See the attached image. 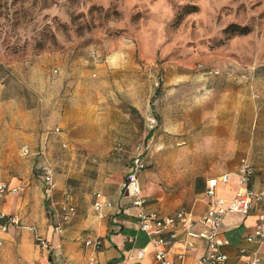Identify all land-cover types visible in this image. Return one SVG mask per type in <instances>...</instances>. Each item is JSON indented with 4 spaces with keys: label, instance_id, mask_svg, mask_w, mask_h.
Returning a JSON list of instances; mask_svg holds the SVG:
<instances>
[{
    "label": "rangeland",
    "instance_id": "obj_1",
    "mask_svg": "<svg viewBox=\"0 0 264 264\" xmlns=\"http://www.w3.org/2000/svg\"><path fill=\"white\" fill-rule=\"evenodd\" d=\"M146 106L156 145L192 147L197 170L247 155L264 176V0H0V182L40 183V133L59 126L45 158L63 196L116 184L136 142H152ZM45 110V128L26 136L21 124ZM211 117L234 154L205 153Z\"/></svg>",
    "mask_w": 264,
    "mask_h": 264
},
{
    "label": "crops",
    "instance_id": "obj_2",
    "mask_svg": "<svg viewBox=\"0 0 264 264\" xmlns=\"http://www.w3.org/2000/svg\"><path fill=\"white\" fill-rule=\"evenodd\" d=\"M43 89L46 91L47 85ZM211 89L208 90L210 93ZM157 94H160V89ZM156 110V107L153 109L145 107V112L150 113L145 118L148 132L144 138L150 135L151 144L139 140L133 149L134 153L137 144H142L145 159L147 160L148 148L151 157L146 162V168L139 175L141 192L145 198L144 208L162 217L171 215L180 208L188 210L193 216H201L211 203V198L205 193L207 180L222 173H228V180L218 182L215 195L226 200L232 198L238 188L237 168L240 158L247 155L232 160L230 164L219 163L220 159L213 166L197 170L193 165L192 147L166 145L161 148L160 145H156L158 125ZM43 113L45 114L21 124V131H26V136L30 138L38 136L45 128L47 110ZM149 116L156 118V124L153 126L147 122ZM210 124L204 141L205 153L220 156L218 158L234 154L232 133L226 135L228 130L217 117H211ZM176 127L173 129L168 125V130L163 129L169 141L174 139L172 135ZM47 130L40 133V149H46V144L50 141L49 139L44 143ZM231 130L233 131V128ZM62 142L68 143L67 139L60 138V146ZM126 174L116 184L109 182L106 185L103 183L100 189L94 187L90 194H85L83 201L78 196H63L65 188L60 182L57 183L55 190H48L42 178L35 172L33 175L40 183L33 189L30 187L34 186V179L30 187H26L21 181L5 182L7 189L0 193V197L5 198V201H1L0 198V212L7 215L0 217V264H159L154 259V248L150 237L138 228L136 216L138 208L132 206L124 190ZM244 189L254 191L264 189V176L254 171L252 178L244 185ZM24 190L25 193L18 195ZM96 190L101 191L104 197L112 202L111 206L105 207L104 216H100L92 205L94 200L92 193ZM52 192L53 197L50 196ZM45 198L52 200L54 225L48 224ZM61 205H71L75 208V212L69 218H65L60 210ZM259 210H264V200L257 203L246 215L239 213L224 215L218 236L228 241L220 246V250L227 254V259L218 264H244V261L253 254L264 259V239H247L249 234L255 231ZM9 217L17 218L18 223H14ZM58 220L62 223V229L67 223L60 232L54 230ZM161 235L166 236L165 233ZM40 238L47 241L48 247L40 244ZM35 239L41 247L34 242ZM86 240L92 242L99 240V243L87 244ZM141 248L145 250L143 255L138 257L137 250ZM203 249V242L196 240L194 249L184 257L182 263L188 264L196 260L203 253ZM169 250L170 259L178 261L175 256V245Z\"/></svg>",
    "mask_w": 264,
    "mask_h": 264
},
{
    "label": "built area",
    "instance_id": "obj_3",
    "mask_svg": "<svg viewBox=\"0 0 264 264\" xmlns=\"http://www.w3.org/2000/svg\"><path fill=\"white\" fill-rule=\"evenodd\" d=\"M56 71V70H55ZM147 122L150 126L156 124V118L149 116ZM59 126L48 129L45 133L44 143H46L50 136L59 135ZM62 148L67 147V143H61ZM22 155H29L32 153V148L29 143H23L20 146ZM37 153L44 159L40 160L34 165V172L42 178L46 188L53 190L56 188V179L52 165L45 158L46 149L42 148ZM146 159L142 144H137L134 153L130 157V164L124 182V190L130 198L132 206L138 208V228L144 231L149 237L153 245L154 259L159 264H183L184 257L189 254L195 247L196 240H201L204 245L203 253L192 262L188 264H218L227 259V254L220 250V246L228 241L219 238V228L223 217L226 213H239L246 215L259 202L264 200V189L254 191L251 189H244V185L252 178L254 168L250 160L246 156L240 158L237 168L238 188L232 198L226 200L215 195V189L218 182H226L228 180V173H222L218 176L211 177L207 180L205 193L211 198V203L207 211L201 216H193L191 212L184 208H180L175 213L166 216H159L154 211H148L144 208L145 198L141 192V184L139 175L146 168ZM7 189L5 182H0V193ZM93 208L100 216H104L105 207L112 205L111 200L105 198L103 193L99 190L93 191ZM60 210L63 212V217L69 218L74 212L75 208L69 205H61ZM7 216L0 212V217ZM14 223H18L15 217H9ZM33 229V227H29ZM54 230L60 232L62 230V223L58 220L55 223ZM165 233L166 236L161 234ZM254 238L264 239V210H259L257 213L255 231L249 234L248 240ZM133 239V238H131ZM40 244L48 247L45 239H39ZM87 244L93 243L97 245L99 240L92 242L86 240ZM175 245V256L178 261L170 259L169 248ZM145 248L137 250V256L141 257ZM244 264H264V259L253 254L249 256Z\"/></svg>",
    "mask_w": 264,
    "mask_h": 264
},
{
    "label": "trees",
    "instance_id": "obj_4",
    "mask_svg": "<svg viewBox=\"0 0 264 264\" xmlns=\"http://www.w3.org/2000/svg\"><path fill=\"white\" fill-rule=\"evenodd\" d=\"M231 27H232V29H237V26H235V25H232ZM240 31L243 32V31H245V29L244 28H240Z\"/></svg>",
    "mask_w": 264,
    "mask_h": 264
}]
</instances>
